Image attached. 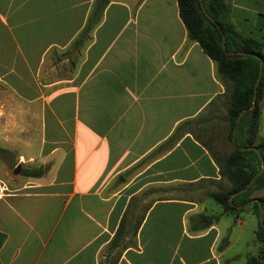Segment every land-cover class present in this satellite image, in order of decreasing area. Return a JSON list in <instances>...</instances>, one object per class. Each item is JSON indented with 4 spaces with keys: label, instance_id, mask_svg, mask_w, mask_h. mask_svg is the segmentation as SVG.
Masks as SVG:
<instances>
[{
    "label": "crops",
    "instance_id": "obj_1",
    "mask_svg": "<svg viewBox=\"0 0 264 264\" xmlns=\"http://www.w3.org/2000/svg\"><path fill=\"white\" fill-rule=\"evenodd\" d=\"M93 1L0 0V82L39 118V133H7L9 145L0 152L15 153V140L35 141L33 152L21 149L19 156L42 170L21 180L0 175V264H111L107 245L131 196L149 186L163 191L142 199L153 201L136 245L113 264H224L246 231L242 243L258 251V219L249 206L198 230L199 213L221 211L206 196L217 187L209 180L220 175L191 133L137 166L181 121L199 116L224 92L213 61L188 41L177 0H110L78 58L56 62L52 51L70 47ZM230 21L259 40L264 53V0H231ZM263 127L264 101L260 138ZM175 183H192V190H164ZM197 188L199 200L190 195Z\"/></svg>",
    "mask_w": 264,
    "mask_h": 264
},
{
    "label": "trees",
    "instance_id": "obj_2",
    "mask_svg": "<svg viewBox=\"0 0 264 264\" xmlns=\"http://www.w3.org/2000/svg\"><path fill=\"white\" fill-rule=\"evenodd\" d=\"M110 0H94L87 21L78 36L72 41L70 47L60 54L54 50L52 55L55 61L65 60L74 54L77 59L84 44L89 40V32L101 19L103 10ZM231 0H177L179 16L186 28L188 41L197 42L203 52L213 61L215 76L224 86V92L217 98H222V105L226 109L224 119L228 123L227 141L231 149L227 153H218L211 148L209 143L202 141L201 137L194 134L192 126L199 125V131L206 130L208 124L214 118L213 115H205V112L214 104L213 99L209 105L199 113V116L181 121L172 134L159 144L147 157L141 160L137 166L142 165L152 155L165 151L174 146L180 137L191 133L203 146H205L219 168V180H209L217 184L216 189L206 192V196L213 199L221 211L218 214L199 213L195 220L199 222L198 230H203L213 224L223 214L237 216L246 206L252 213L259 216V204L254 201L244 205L253 198H257L264 208V195L256 196L255 192L264 188V169L259 173L253 183L244 191L251 178L264 165V138L258 137L260 124V105L264 101V53L262 43L249 35L243 34L230 21ZM202 3V4H201ZM224 37L225 47L222 46ZM262 61V75L256 86V101L252 105L254 85L259 75V64ZM73 61L68 62L69 71H73ZM67 64L62 65V72L66 73ZM62 73V74H63ZM241 113L237 129L232 141V131L237 117ZM239 147H247L239 149ZM257 150H256V149ZM21 174L29 177H38L42 174L40 168H23ZM192 183H175L164 190L172 192H189ZM163 191V187L149 186L139 193L131 196L119 226L107 245L108 255L113 254L111 264L115 263L122 251L135 246L137 229L147 209L153 200L142 201L154 193ZM231 202L229 201L230 195ZM243 205L241 207H237ZM132 208L138 212L133 220L127 217ZM5 239V234L0 232V247ZM258 243V254L247 256L245 264H264V229L259 219L255 232Z\"/></svg>",
    "mask_w": 264,
    "mask_h": 264
},
{
    "label": "rangeland",
    "instance_id": "obj_3",
    "mask_svg": "<svg viewBox=\"0 0 264 264\" xmlns=\"http://www.w3.org/2000/svg\"><path fill=\"white\" fill-rule=\"evenodd\" d=\"M36 111L37 109H34L33 112L30 111L27 104L21 103L18 98H15L13 95H11L7 86L0 82V146H3L4 144L9 145L7 140L4 138L7 133H39V118L37 115H35L37 113ZM225 114L226 109L222 105V98H217L214 101V104L205 112V115L214 116V118H212L208 124L206 130L199 131V128L195 129V132L201 137V140L209 143L211 148L216 150L218 153H227L231 149L230 143L226 139L228 133V123L224 119ZM33 144H35V141L21 142L20 140H15L11 143V148L16 150L15 153L11 151L10 154L5 155L3 152H0V166H4L3 172L0 175L10 180L25 179L26 176L21 174V170L25 167L34 168L35 161H27L26 156L23 158L25 160L24 161L22 158H20L19 152L21 149H24V151L29 150L33 152ZM17 164H21V170L18 174L14 175L12 170ZM212 187L214 186L209 188L213 189ZM201 194L203 193H199V188L190 193V195L197 200H199V196H201ZM218 206V204L213 202V208H217ZM249 235L250 234H248L246 231L242 240H248ZM242 240L233 244L228 255L230 256L239 252L248 251L249 254L247 256H256L258 251H256L254 243L252 244L251 242L245 245L242 243ZM223 241L222 243L225 242ZM220 246L222 247V244ZM228 255L224 256L223 258L224 264L246 263L245 256H240L229 261L227 260Z\"/></svg>",
    "mask_w": 264,
    "mask_h": 264
},
{
    "label": "water",
    "instance_id": "obj_4",
    "mask_svg": "<svg viewBox=\"0 0 264 264\" xmlns=\"http://www.w3.org/2000/svg\"><path fill=\"white\" fill-rule=\"evenodd\" d=\"M201 4H202V3H201ZM222 46H223V48L225 47L224 37H223V39H222ZM261 75H262V61H260V64H259V75H258V78H257V80H256V82H255V85H254V92H253V97H252V105L250 106V108H252V107L255 105V101H256V86H257V84H258V82H259V80H260ZM241 113H242V112L239 113V115H238V117H237V120H236V124H235V126H234V128H233V131H232V134H233V136H232L233 144H235V142H234V134H235V132H236L237 124H238V122H239V120H240ZM245 148H247V147H239V149H242V150L245 149ZM255 149H256V148H255ZM256 150H257V149H256ZM263 169H264V165L262 164L261 169H260V170H259V171H258V172H257L252 178H251V180H250V182L248 183V185H247L245 188H243V189L240 190V192L246 190V189H247V188L253 183L255 177H256L259 173H261ZM20 170H21V165H17V166L13 169V173H14V174H17V173L20 172ZM233 195H234V193H232V194L230 195V198H229V201H230V202H231V197H232ZM254 201H257L258 204H259V216H258V219H259V222H260L262 228L264 229V208H263V206L260 204L259 200H258L257 198H253V199H251L249 202L245 203L244 205L250 204V203H252V202H254ZM241 206H243V205H240V206H237V207H241Z\"/></svg>",
    "mask_w": 264,
    "mask_h": 264
}]
</instances>
